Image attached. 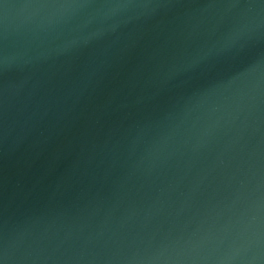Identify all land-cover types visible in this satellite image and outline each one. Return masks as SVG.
I'll list each match as a JSON object with an SVG mask.
<instances>
[{
	"label": "water",
	"instance_id": "95a60500",
	"mask_svg": "<svg viewBox=\"0 0 264 264\" xmlns=\"http://www.w3.org/2000/svg\"><path fill=\"white\" fill-rule=\"evenodd\" d=\"M0 264H264V0H0Z\"/></svg>",
	"mask_w": 264,
	"mask_h": 264
}]
</instances>
